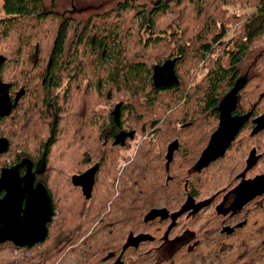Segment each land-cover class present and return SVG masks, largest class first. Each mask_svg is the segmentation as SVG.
<instances>
[{
	"label": "trees",
	"instance_id": "1",
	"mask_svg": "<svg viewBox=\"0 0 264 264\" xmlns=\"http://www.w3.org/2000/svg\"><path fill=\"white\" fill-rule=\"evenodd\" d=\"M58 1L0 0V75L19 96L0 122V170L37 164L46 152L37 181L56 208L47 238L32 247L1 243L0 264H68L71 256L103 264L124 252L130 232L163 234L169 219H148L154 209L223 205L241 173L264 177V52L246 65L264 47V0H154L151 8L121 0L81 18H62ZM167 60L179 83L160 87L153 73ZM238 79L246 84L234 113L251 119L225 156L200 169ZM118 102L121 125L112 115ZM120 129L135 137L114 142ZM173 142L178 153L167 161ZM254 153L260 160L246 168ZM94 165L86 197L72 176ZM206 209L180 216L174 231L190 226L197 238L165 264H264V196L245 202L239 217Z\"/></svg>",
	"mask_w": 264,
	"mask_h": 264
},
{
	"label": "water",
	"instance_id": "2",
	"mask_svg": "<svg viewBox=\"0 0 264 264\" xmlns=\"http://www.w3.org/2000/svg\"><path fill=\"white\" fill-rule=\"evenodd\" d=\"M153 82L160 87H172L179 83L175 61L167 60L157 66ZM246 81L238 79L234 87L221 101L219 123L202 151L197 166L208 168L215 160L228 152L237 135L251 117V113L233 114L240 90ZM117 108V107H116ZM117 110V109H116ZM115 110V112H116ZM25 167V172L21 168ZM46 167V152L34 168L30 159L12 166H5L0 173V244L12 242L17 247L42 243L48 235V223L56 215L52 194L43 183H36L37 174ZM98 165L72 176L75 186L81 187L90 197L96 182Z\"/></svg>",
	"mask_w": 264,
	"mask_h": 264
},
{
	"label": "flooded vegetation",
	"instance_id": "3",
	"mask_svg": "<svg viewBox=\"0 0 264 264\" xmlns=\"http://www.w3.org/2000/svg\"><path fill=\"white\" fill-rule=\"evenodd\" d=\"M39 63L40 61H32V68H33L34 73L36 71L37 72L39 71L37 69V66ZM2 80L3 79L0 75V122H2V116L5 115L7 111H9L11 107H13L14 104H17L18 99H19V96L17 97V93H13L11 91V88L8 87L6 83L3 82ZM121 114H122V102H118L114 105L113 110H112L113 119L117 122L118 125H121L120 124ZM233 114L235 113L233 112ZM250 119L251 117L249 118V120ZM56 120H57V115L55 116V119H54V125L56 124ZM256 120L257 119H254L253 121H256ZM259 121L260 119L257 120V122ZM1 129H2V126L0 124V131ZM114 137H115L114 142L119 143L123 138L125 139L126 137H129L130 139H133L135 135H130V132H128L127 129L126 130L122 129L121 132H119L118 134L116 133ZM209 139H208V142H209ZM4 150H5V142H4L3 136L0 135V153H3ZM176 153H178V144L173 142L171 143L167 151V156H166L167 161L173 160L174 155H176ZM252 156L253 154L250 155L249 158H251ZM249 161L250 159L246 160L245 165L246 163L248 164ZM12 165H15V164H9L7 166H12ZM36 165L37 164H34V168L36 167ZM251 165L252 164L249 163L248 165H246V168L247 167L249 168ZM4 167L5 166H2L1 170ZM1 170H0V173H1ZM25 170H26L25 167L21 168L22 173H24ZM263 179L264 177L260 178L256 176H250L248 172L241 173L237 177L236 186L231 191L227 192L224 198L223 205H213V204H207V203H201L199 205L191 201L190 203L184 204L183 207L177 212H173V211L168 212L166 209H162L163 207L154 209L148 214L147 216L148 219H163V220L169 219L168 228L163 231V234L161 236L154 237V235H151L147 232L135 233V234L130 232L128 239H127L126 247L124 248V252L119 256L108 258L107 261L111 259L112 262L110 264H121V263L123 264L122 258L125 257V259L128 261L127 264H165L166 261L170 260L172 256L180 248L184 247L187 244L194 243L196 241L195 239L197 238L196 232L190 226L185 227L183 229H177L176 231H174L181 215L184 214L187 217H193L194 215L200 213L202 209H204L206 206H207V209H206L207 211L213 206L212 211H214V209L216 210L219 208L218 210L222 211L224 215H227V214L235 215L236 212L241 210L245 202H251V201L256 202L262 199V197L264 196V187L261 188L260 185L263 184V182H261V180ZM36 183H41L37 181V177H36ZM256 189L258 190L256 191ZM48 233H49V228H48ZM194 260H195V263L200 261L198 258L197 259L195 258ZM208 260H209V256L206 257V261Z\"/></svg>",
	"mask_w": 264,
	"mask_h": 264
},
{
	"label": "rangeland",
	"instance_id": "4",
	"mask_svg": "<svg viewBox=\"0 0 264 264\" xmlns=\"http://www.w3.org/2000/svg\"><path fill=\"white\" fill-rule=\"evenodd\" d=\"M50 1L51 0H46V5L49 6L50 5ZM119 1L121 0H59L56 6V11L60 13V15L64 18L70 15H75V17H85L86 15L92 13V12H96V11H107L109 9H111L112 7H114ZM139 1H143L146 2L149 7L151 8L153 6V1L154 0H139ZM0 6H1V2H0ZM264 52V47H259L257 49H255L254 51H252V53L250 54V57L248 58L249 60L247 61L248 63H246V65L250 64L253 59L255 58V56L257 54L263 53ZM133 152L135 153V151L133 150ZM261 157L259 154L255 153L253 154V156L250 158V161L248 162L253 164L254 162H258L260 160ZM4 162V158H0V163ZM9 163V160H8ZM246 163V165H248ZM212 165V164H211ZM7 166V165H5ZM243 167V166H241ZM261 182H263L262 185H260V187H264V179L261 180ZM258 189H256L257 191ZM213 210V206L212 208H210L208 211H212ZM240 213H236V217H239ZM234 216V215H233ZM235 217V218H236ZM238 219V218H237ZM77 258L74 256L68 257V264H73L76 263ZM112 261L111 259L109 261H106V263L103 264H110Z\"/></svg>",
	"mask_w": 264,
	"mask_h": 264
}]
</instances>
